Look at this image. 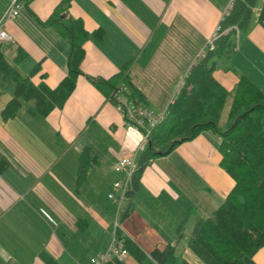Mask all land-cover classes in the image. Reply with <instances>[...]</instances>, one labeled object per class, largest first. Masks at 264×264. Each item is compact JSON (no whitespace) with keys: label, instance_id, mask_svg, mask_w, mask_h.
<instances>
[{"label":"crops","instance_id":"0c3cea01","mask_svg":"<svg viewBox=\"0 0 264 264\" xmlns=\"http://www.w3.org/2000/svg\"><path fill=\"white\" fill-rule=\"evenodd\" d=\"M231 1L69 0L62 16L80 19L89 36L82 73L64 105L46 116L28 108L5 118L2 111L14 85L0 84V159L10 163L0 173V264H46L43 250L59 264H94L91 258L109 248L117 206L107 198L121 177L114 165L134 153L141 132L127 125L95 80L109 79L128 65L149 107L167 109ZM62 2L23 0L20 15L6 23L15 41L1 44L9 61L23 48L27 57L19 68L29 74L39 64L30 80L51 89L68 74L70 44L41 21ZM8 3L0 0V16ZM97 30L102 38L94 35ZM215 60L214 75L228 90L246 75L264 91V26L255 19L248 33L238 32L232 54ZM220 144L216 132L204 130L153 159L124 205L122 236L146 255L172 243L192 264H204L187 239L196 220L212 215L235 184L221 164ZM87 147L89 162L80 179V156ZM182 221L184 237L179 238ZM255 260L264 264V246ZM109 264L141 263L130 252L124 262Z\"/></svg>","mask_w":264,"mask_h":264},{"label":"trees","instance_id":"16d2710c","mask_svg":"<svg viewBox=\"0 0 264 264\" xmlns=\"http://www.w3.org/2000/svg\"><path fill=\"white\" fill-rule=\"evenodd\" d=\"M259 2L232 1L221 20L222 30L231 29L216 40L215 47L209 48L205 56H198L192 63L166 116L152 129L127 191L128 201L139 189L143 171L153 159L170 154L180 143L195 138L204 130L216 132L221 138V164L235 184L212 215L196 220L189 236V248L205 264H258L255 255L264 246V91L246 75L240 77L233 90H228L214 75L215 58L230 56L236 46L235 27L242 35L248 33L255 19L264 26V2L258 15L255 14ZM68 3L69 0H63L48 20L41 21L43 25L52 26L70 44L68 74L56 89L45 84L35 85L29 74L38 71L40 65L29 74L23 72L19 65L27 52L19 47L13 61H9L0 42V73L14 83V96L2 111L5 118L16 116L23 100L30 103L31 114L46 116L56 106H63L75 88L82 73L84 43L89 35L80 19L62 16V8ZM94 35L102 38L103 31H94ZM95 85L115 104L116 94H119L128 102L150 108L145 95L131 81L128 65L109 79L95 80ZM231 95L227 119L222 122ZM88 158L87 147L80 156V179L85 177ZM9 167V160L2 157L0 173ZM177 233L179 238L184 237V221L179 224ZM119 237L125 240L129 253L141 264H192L172 243L146 255L121 232ZM40 258L46 264H59L46 250Z\"/></svg>","mask_w":264,"mask_h":264},{"label":"built area","instance_id":"2783aa9c","mask_svg":"<svg viewBox=\"0 0 264 264\" xmlns=\"http://www.w3.org/2000/svg\"><path fill=\"white\" fill-rule=\"evenodd\" d=\"M22 8L23 0H9L7 7L0 16L1 43L15 41L13 35L6 29V23L7 21L18 17L21 13ZM230 29L231 28L222 30L221 23H219L213 36L209 39L206 46L199 52L198 56H205L209 48L213 49L215 47L216 40L222 34L227 33ZM235 29L238 30L237 27H235ZM182 84L183 81L179 83V87H181ZM116 98V105L121 111L125 122L127 123V125L133 126L141 132V140L131 156H123L119 158L114 165V171L120 174L121 177L114 181L113 190L108 195L111 201L117 206V213L114 219L113 241L104 253H101L97 257L91 258V261L94 264H109L112 261L122 263L129 256V251L125 246V240L119 237V232H121L122 230L121 214L127 201V191L131 185L133 175L137 169L138 157L147 148V145L150 141L152 129L156 125H158L167 114V109L161 112H156L152 108L128 102L119 94H116ZM174 100L175 98H173L172 102Z\"/></svg>","mask_w":264,"mask_h":264},{"label":"rangeland","instance_id":"374dc122","mask_svg":"<svg viewBox=\"0 0 264 264\" xmlns=\"http://www.w3.org/2000/svg\"><path fill=\"white\" fill-rule=\"evenodd\" d=\"M237 34H238V32H235V38H237ZM3 79H5V81ZM0 84L5 85V87H7L9 84L10 85H14V83L12 81H10L9 79H7L6 75L3 74V73H0ZM231 101H232V95L229 96V98H228V100L226 102V105H225V108H224V112H223V115H222V119H221L222 122H225L226 119H227V115H228V111L230 109ZM28 108H29V102L26 101V100H23V106L19 110V113H24L25 111L28 113ZM107 201H108L109 204L111 203V200L109 198H107ZM188 239H189V237H188ZM188 239H187V244H188ZM180 255L183 256V257L185 256V255H183L181 253H180Z\"/></svg>","mask_w":264,"mask_h":264}]
</instances>
